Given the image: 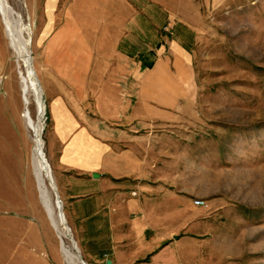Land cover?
Returning <instances> with one entry per match:
<instances>
[{
	"label": "crops",
	"instance_id": "crops-1",
	"mask_svg": "<svg viewBox=\"0 0 264 264\" xmlns=\"http://www.w3.org/2000/svg\"><path fill=\"white\" fill-rule=\"evenodd\" d=\"M227 1L24 0L38 22L46 155L86 264H191L209 236L215 204L192 201L213 193L215 177L200 186L181 165L188 129L151 127L192 112L199 6ZM25 235L9 264H58L39 229Z\"/></svg>",
	"mask_w": 264,
	"mask_h": 264
},
{
	"label": "rangeland",
	"instance_id": "rangeland-1",
	"mask_svg": "<svg viewBox=\"0 0 264 264\" xmlns=\"http://www.w3.org/2000/svg\"><path fill=\"white\" fill-rule=\"evenodd\" d=\"M9 2L27 25L24 36L38 80V22L24 0ZM199 16L191 46L197 89L192 112L173 123L152 124L151 129H188L181 165L191 169L200 186H210V175L215 177L213 193L203 198L206 205L215 204L208 211L209 236L197 240L191 264H264V0L201 5ZM22 74L26 75L25 68L16 63L0 18V264L14 260L22 229V238H27L25 230L31 224L39 229L44 243L59 252L32 180L33 143L22 121ZM42 102L43 153L69 228L62 189L46 155L43 96ZM28 111L36 121L32 98ZM70 237L74 241L71 231ZM229 252L238 257L229 259ZM58 264H64L60 252Z\"/></svg>",
	"mask_w": 264,
	"mask_h": 264
},
{
	"label": "bare ground",
	"instance_id": "bare-ground-1",
	"mask_svg": "<svg viewBox=\"0 0 264 264\" xmlns=\"http://www.w3.org/2000/svg\"><path fill=\"white\" fill-rule=\"evenodd\" d=\"M0 18L2 20L5 38L7 39L9 48L13 51L16 63L22 65L26 71V75L22 74L20 76L24 102L22 121L25 130L31 135L33 143L31 157L32 180L38 192L39 201L45 211L50 227L56 234L59 252L64 264H80L76 253L74 252L73 244L69 240V235L66 229L67 226L62 223L59 215L58 205L54 199L53 193V187H55V184L49 165V169H47L42 162V154L44 153L41 133L43 129L42 117L44 114V105L42 102L41 89L31 66L29 43L24 36L27 30V25L23 23L20 13L14 9L9 0H0ZM31 98L37 110L36 121L31 118L28 111L29 100ZM43 159H45V155L43 156ZM45 164H48L46 160Z\"/></svg>",
	"mask_w": 264,
	"mask_h": 264
},
{
	"label": "water",
	"instance_id": "water-1",
	"mask_svg": "<svg viewBox=\"0 0 264 264\" xmlns=\"http://www.w3.org/2000/svg\"><path fill=\"white\" fill-rule=\"evenodd\" d=\"M43 156H44V154H42V162H43V164L47 167V169H49V168H48V164H45V159H43ZM93 176H96V175H93ZM53 193H54V199H55V201H56V203H57V205H58V211H59L60 218H61V220H62V223L66 226V224H65V222H64V219H63V214H62V211H61L60 200H59V197H58V195H57V193H56V188H55V187H53ZM66 229H67V233H68V235H69V240H70V242H72V244H73L74 252L76 253V256H77V258H78L79 263H80V264H86V263L81 259L80 255H79V252H78V249L76 248V244H75V242L72 240V238L70 237L69 229H68L67 227H66ZM105 264H109V263L106 262Z\"/></svg>",
	"mask_w": 264,
	"mask_h": 264
},
{
	"label": "built area",
	"instance_id": "built-area-1",
	"mask_svg": "<svg viewBox=\"0 0 264 264\" xmlns=\"http://www.w3.org/2000/svg\"><path fill=\"white\" fill-rule=\"evenodd\" d=\"M192 204H193V206L198 207V208H206L207 207L205 201L202 199H194L192 201Z\"/></svg>",
	"mask_w": 264,
	"mask_h": 264
}]
</instances>
